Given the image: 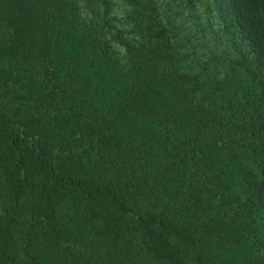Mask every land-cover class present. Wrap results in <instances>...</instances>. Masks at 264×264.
Masks as SVG:
<instances>
[{
	"label": "trees",
	"instance_id": "1",
	"mask_svg": "<svg viewBox=\"0 0 264 264\" xmlns=\"http://www.w3.org/2000/svg\"><path fill=\"white\" fill-rule=\"evenodd\" d=\"M0 264H264V0H0Z\"/></svg>",
	"mask_w": 264,
	"mask_h": 264
},
{
	"label": "rangeland",
	"instance_id": "2",
	"mask_svg": "<svg viewBox=\"0 0 264 264\" xmlns=\"http://www.w3.org/2000/svg\"><path fill=\"white\" fill-rule=\"evenodd\" d=\"M121 13V11H119ZM210 37V34L207 33L205 39H208Z\"/></svg>",
	"mask_w": 264,
	"mask_h": 264
}]
</instances>
